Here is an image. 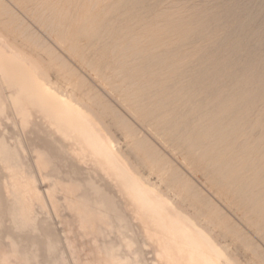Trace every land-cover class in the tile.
<instances>
[{
    "label": "rangeland",
    "instance_id": "374dc122",
    "mask_svg": "<svg viewBox=\"0 0 264 264\" xmlns=\"http://www.w3.org/2000/svg\"><path fill=\"white\" fill-rule=\"evenodd\" d=\"M37 2L0 0V264H264L262 226L247 222L243 211L216 188L209 171L196 168L198 160L113 89L115 83L128 85L116 77L113 53L106 49L113 36L105 31L92 35L88 22L81 29L71 18L51 30L47 23L55 16L42 12L44 6ZM116 11L95 12L104 22L115 17L113 33L124 26L138 33L155 15ZM69 12L87 15L72 4ZM33 57L46 71L47 83L65 95L50 86L40 88ZM93 66L111 78L97 76ZM197 91L190 93L196 101L184 106L193 114L217 102ZM82 93L87 104L95 103L107 130L94 124L86 109L71 105ZM173 102L180 111L181 105ZM136 145L144 152H136ZM171 182L181 190L170 188L177 186Z\"/></svg>",
    "mask_w": 264,
    "mask_h": 264
},
{
    "label": "bare ground",
    "instance_id": "6f19581e",
    "mask_svg": "<svg viewBox=\"0 0 264 264\" xmlns=\"http://www.w3.org/2000/svg\"><path fill=\"white\" fill-rule=\"evenodd\" d=\"M37 1L44 6L43 9L40 6L42 12H48L50 17L55 16V20L52 19L53 21L47 23L51 30L71 18V22L76 27L88 22L91 25L88 32L92 35L97 36L105 31L106 34L113 36L110 43L108 38H105L110 47L106 46V49H110L111 54L113 53L111 59L116 69L118 68L116 77L122 82H128L127 86L115 83L113 89L121 91L147 123L173 138L189 157L198 160L196 168L207 169L216 188L243 211L247 222L256 227L261 225L260 233L264 234V0H71L70 3L67 0V4L61 6L56 3L62 0ZM71 4L74 10L87 12V15L75 13L73 17L69 12ZM252 4L257 5L258 8L252 7ZM28 8L26 10H29ZM37 9L40 10L39 7ZM107 10L120 12L147 10L155 12V15L151 19L148 18L149 21L142 26L140 19H136L141 26L138 33H132L127 30L128 28L124 30V25L123 29H119V33H113L114 24L110 22L115 17L110 22H104L95 13ZM38 16V20H41L42 15L38 14ZM160 33L162 36L158 35ZM2 37L6 39L4 35ZM28 37L32 39L29 35ZM28 37L27 41H30ZM70 43L73 45L71 47H74V42ZM6 44L9 46L8 43ZM10 45L11 48L14 47L13 44ZM22 49L18 50L22 51ZM30 56L25 57L30 60ZM80 57L82 61L86 60L83 56ZM35 59L33 57L34 62H30L35 63ZM37 63L33 66L37 65L38 68L40 63ZM109 64L106 62L104 67ZM93 69L97 76L107 80L111 78L101 66H95ZM38 70L37 77L42 82L39 84L40 88L50 86L45 80L46 71L42 68ZM130 84H139L141 87L132 89ZM194 89L202 95L207 92L205 94L207 98L209 95L215 97L216 104L214 103L212 108L210 105V108L204 106L201 111L197 109L199 113L185 111L184 106L188 102L196 101L190 94ZM60 91L53 88L54 93L65 95ZM177 93L183 96H175ZM173 101L181 105L180 111L176 112ZM72 104L77 108L86 109L93 115L94 124L102 130H107L100 115L94 111L95 103L87 104L83 99V93L74 97L71 100ZM124 125L132 135L133 131L128 123L124 122ZM257 127H260V130L253 133L254 128ZM251 135L255 137L251 138ZM135 149L136 152L144 150L137 145ZM148 153L150 152L146 153V161ZM150 160L147 162L150 163ZM129 167L134 171V166ZM171 184L176 183L171 182ZM169 187L176 190L180 185ZM175 207L179 212L184 211V207L179 205ZM188 214L187 216L191 215ZM191 217L194 218L193 215ZM195 225H201L197 219Z\"/></svg>",
    "mask_w": 264,
    "mask_h": 264
}]
</instances>
